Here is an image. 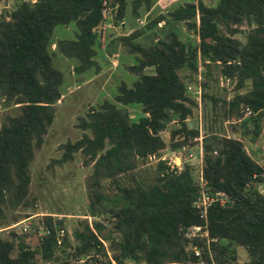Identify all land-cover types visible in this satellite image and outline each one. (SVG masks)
<instances>
[{
  "label": "trees",
  "instance_id": "16d2710c",
  "mask_svg": "<svg viewBox=\"0 0 264 264\" xmlns=\"http://www.w3.org/2000/svg\"><path fill=\"white\" fill-rule=\"evenodd\" d=\"M127 1L136 15L140 7L146 10L151 3L110 0L115 20L123 15ZM101 9L102 0H18L6 17H0V102L16 107V112L5 113L0 122V214L2 203L16 205L27 192L33 147L42 142L53 118L52 104L60 96L61 72L52 65L48 49L52 28L56 23H74V37L58 39L55 45L63 55L77 60L75 71H82L96 63L93 56L103 20ZM167 14L161 37L145 46L130 43L139 55L127 67L138 77L131 85L120 81L113 95L122 104L139 103L142 113L130 119L125 109L103 99L79 119L78 126L90 134L82 132L79 138L62 143V153L55 160L61 163L79 150L82 162H91L89 212H102L109 228L103 231L102 219L92 218L89 223L79 218L71 235L60 234L62 219L42 214L44 233L35 246L17 241L16 252L11 254L13 241L0 236V264L48 260L77 264L80 258L85 264L87 259L89 264H189L199 259L230 264L238 261L237 246L246 252L241 264H264V193L258 189L264 181L263 168L245 150L240 137L210 132L202 138L203 188L209 194L220 191L224 198L206 207L212 258L203 251L204 236L193 238L202 249L201 256L183 249L184 227L203 222L193 203L199 192L189 167H170L159 159L149 182L136 180L131 172L137 160L166 145L178 148L197 135V128L185 121L196 101L186 93L179 74L183 68L196 70L197 61L206 70L216 66L221 76L235 79L236 90L222 100L224 110L242 115L247 109L245 119L252 120V132L258 133L264 118V0H216L212 4L185 0ZM162 17L155 15L147 27ZM171 20H183L192 28L196 44L184 43ZM145 66H152V72H143ZM169 120L175 124L166 141L160 131ZM239 133L245 134L241 129ZM120 174L130 182L119 181ZM107 177L114 189L110 194L100 189V179ZM99 235L108 241L110 257Z\"/></svg>",
  "mask_w": 264,
  "mask_h": 264
},
{
  "label": "rangeland",
  "instance_id": "374dc122",
  "mask_svg": "<svg viewBox=\"0 0 264 264\" xmlns=\"http://www.w3.org/2000/svg\"><path fill=\"white\" fill-rule=\"evenodd\" d=\"M17 1L0 0V17H6L8 10L12 9ZM183 1L185 0H151L148 9L140 7L137 15L131 12V3L127 1L123 15L118 20L114 19L111 8L105 9L102 12L103 20L99 24V39L93 56L96 63L82 71H75L74 65L77 60L63 55L55 45L58 39L74 37L76 30L74 23L54 24L48 49L51 51L52 65L61 72L60 96L52 104L53 118L42 134V142L39 146L33 147V155L28 163L30 180L27 184V192L16 205L8 201L1 204L0 236L13 241L11 254L16 252L17 241H22L30 247L36 245L38 238L44 233L40 224L42 214H50L54 218L62 219L60 234L66 231L71 235L72 228L77 225L79 218H86L89 223L92 218L102 219L105 224L103 231L109 228L110 223L107 218H102V212L96 215H91L89 212V193L92 189L89 186L88 175L91 172V162L84 164L79 150L73 151L72 156L61 163L55 160L62 153V143L79 138L82 132L90 134L89 129L78 126L79 119L85 116L90 107H97L103 99L112 101L117 107L125 109L130 119H135L142 113L139 103L122 104L113 99L116 85L120 81L131 85L132 81L138 77L137 73L127 67L135 63L139 55L138 51L131 50L130 43L145 46L151 44L157 37H161L166 24L164 18H168L167 12ZM203 1L212 4L216 0ZM159 14L163 17L156 24L147 27L152 18ZM169 22L184 43L196 44L195 31L186 27L183 20ZM133 32L136 35L131 36ZM128 35L131 38L123 41L122 37ZM142 71L152 72V66H145ZM179 74L185 83L186 93L196 101L185 121L189 127L197 128V135L187 139V143L178 148L171 149L166 145L157 153L147 155L143 160L138 158L140 160H137L135 167L131 169L135 179L143 182L151 181L157 161L163 159L170 167L175 165L181 168L187 165L193 180L197 183L198 192L201 193L204 186V181L199 176L202 159L201 143L202 138L210 132L240 137L245 150L262 166L264 174V118L258 133L254 135L252 120L245 119V116L249 114L247 109L242 115L229 114L224 110L222 100L228 99L236 90L235 79L221 76L216 66L211 65L206 70V67L198 61L196 70L183 68L179 70ZM211 97L216 100L213 102ZM8 112H16V107L13 104L4 105L0 102V122ZM243 118L245 123L242 126ZM174 124L173 120H169L165 128L160 131L166 141L169 128ZM238 128L245 134H240ZM108 178L100 179V189L106 194L114 190ZM118 178L121 182H130L128 176L124 174L118 175ZM262 184L264 181L258 185V189L264 187ZM261 192L264 193V188ZM35 227L39 228L35 231ZM111 234L117 235L116 232ZM99 236L105 247L106 256L110 257L112 251L108 241ZM194 237L184 239L183 249L193 254L195 251L197 252L195 255L201 256L202 249L193 241ZM203 251L212 258L213 251L206 237ZM236 255L238 262L241 263L246 257V252L242 247L237 246ZM87 260L86 264H89L90 260ZM78 261H83V258ZM211 263L214 262H209ZM43 264L57 263L48 260ZM126 264L144 263L127 261ZM189 264L207 263L199 259Z\"/></svg>",
  "mask_w": 264,
  "mask_h": 264
},
{
  "label": "built area",
  "instance_id": "2783aa9c",
  "mask_svg": "<svg viewBox=\"0 0 264 264\" xmlns=\"http://www.w3.org/2000/svg\"><path fill=\"white\" fill-rule=\"evenodd\" d=\"M110 0H102V9L103 12L105 9H109L112 7V5L109 4ZM115 7V5H113ZM200 176V174H199ZM201 177V176H200ZM219 200L220 202H223L224 198L221 195L220 191H215L213 194H209L204 188L201 190V193H198L195 197V200L193 201L194 205L198 208L199 216L202 217L203 222L202 223H193L189 224L184 227L183 234L187 238H191L192 236H207L206 231V207L209 205L210 202L213 200ZM207 238V237H206ZM196 254L197 252L194 251ZM209 264V263H207ZM214 264V263H211ZM230 264H241L238 261H232Z\"/></svg>",
  "mask_w": 264,
  "mask_h": 264
},
{
  "label": "water",
  "instance_id": "95a60500",
  "mask_svg": "<svg viewBox=\"0 0 264 264\" xmlns=\"http://www.w3.org/2000/svg\"><path fill=\"white\" fill-rule=\"evenodd\" d=\"M77 264H85L83 261H78Z\"/></svg>",
  "mask_w": 264,
  "mask_h": 264
},
{
  "label": "crops",
  "instance_id": "0c3cea01",
  "mask_svg": "<svg viewBox=\"0 0 264 264\" xmlns=\"http://www.w3.org/2000/svg\"><path fill=\"white\" fill-rule=\"evenodd\" d=\"M262 186H264V184H262ZM263 188H264V187H263ZM263 188H260L259 190H261V191H262V189H263Z\"/></svg>",
  "mask_w": 264,
  "mask_h": 264
}]
</instances>
